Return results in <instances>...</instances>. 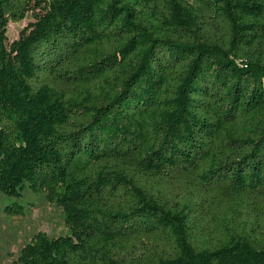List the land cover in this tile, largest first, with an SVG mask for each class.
Masks as SVG:
<instances>
[{"label":"trees","instance_id":"trees-1","mask_svg":"<svg viewBox=\"0 0 264 264\" xmlns=\"http://www.w3.org/2000/svg\"><path fill=\"white\" fill-rule=\"evenodd\" d=\"M27 187L72 233L15 264H264V0H0V189Z\"/></svg>","mask_w":264,"mask_h":264},{"label":"rangeland","instance_id":"rangeland-1","mask_svg":"<svg viewBox=\"0 0 264 264\" xmlns=\"http://www.w3.org/2000/svg\"><path fill=\"white\" fill-rule=\"evenodd\" d=\"M32 21L29 14L18 23H10L7 29L9 41L18 38L20 31ZM21 205L23 212L9 210ZM38 232L50 237L69 235L71 226L66 220L63 206L49 201L45 192L30 187L22 195H7L0 189V264H15L23 248Z\"/></svg>","mask_w":264,"mask_h":264}]
</instances>
